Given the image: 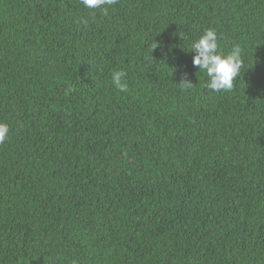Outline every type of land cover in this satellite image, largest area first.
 <instances>
[{
    "label": "trees",
    "instance_id": "16d2710c",
    "mask_svg": "<svg viewBox=\"0 0 264 264\" xmlns=\"http://www.w3.org/2000/svg\"><path fill=\"white\" fill-rule=\"evenodd\" d=\"M0 122V264H264V0H0Z\"/></svg>",
    "mask_w": 264,
    "mask_h": 264
},
{
    "label": "clouds",
    "instance_id": "9594fccd",
    "mask_svg": "<svg viewBox=\"0 0 264 264\" xmlns=\"http://www.w3.org/2000/svg\"><path fill=\"white\" fill-rule=\"evenodd\" d=\"M84 8L89 10L103 9L107 15L108 8L117 3V0H80ZM87 25V20L82 21ZM158 45L155 43V48ZM194 51L192 57L193 67L205 74L207 77L205 86L212 91H227L233 88V81L242 67V49L234 45L227 53L218 50V37L214 29L208 28L190 44V50ZM185 77L187 73H184ZM124 70L114 71L111 76L112 83L123 92L128 91L127 83L122 78L126 77ZM187 79L181 83L187 84ZM9 134L7 123L0 122V144L4 143Z\"/></svg>",
    "mask_w": 264,
    "mask_h": 264
}]
</instances>
